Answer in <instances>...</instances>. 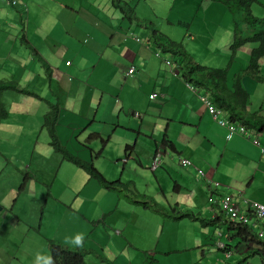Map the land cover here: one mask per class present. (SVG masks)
Listing matches in <instances>:
<instances>
[{
    "label": "crops",
    "instance_id": "obj_1",
    "mask_svg": "<svg viewBox=\"0 0 264 264\" xmlns=\"http://www.w3.org/2000/svg\"><path fill=\"white\" fill-rule=\"evenodd\" d=\"M113 1L0 0V80L43 98L4 93L10 116L0 124V177L29 180L0 186V264H37V257L44 264L49 240L83 246L86 264H264L256 236L264 222L250 216L252 240L229 229L221 207L226 195L243 211L244 199L264 205V130L229 135L199 98L209 94L185 79L182 58L162 51L153 33L182 43L204 66L226 47L229 79L247 68L256 44L239 48L230 66L234 20L218 0H124L139 22ZM260 71L264 78V58ZM241 82L248 112L264 118V80L244 74ZM49 102L60 105L61 144L107 181L125 183L127 197L52 149L43 126ZM158 152L162 164L151 170ZM172 210L191 216L176 219Z\"/></svg>",
    "mask_w": 264,
    "mask_h": 264
},
{
    "label": "trees",
    "instance_id": "obj_2",
    "mask_svg": "<svg viewBox=\"0 0 264 264\" xmlns=\"http://www.w3.org/2000/svg\"><path fill=\"white\" fill-rule=\"evenodd\" d=\"M222 3L233 15L234 20V39L231 44L232 59L239 48L248 42L255 43L256 46L251 50L248 66L244 71H241L229 79V66L226 68H211L194 62L190 54L186 51L182 43L173 42L168 38L159 39L156 32L153 33V38L161 46L162 51L171 53L175 57L182 58L184 64L180 67L183 71L185 79L196 86L203 88L211 97L213 103L220 109L229 113L233 120H240L248 128L256 130H264V118L256 114L248 112L249 94L242 85L241 79L244 74L255 77L257 80H264L260 77V60L264 58V18L257 17L252 12L253 4L259 3L258 0H218ZM115 6L119 8L124 16L129 20H136L134 7L130 6L124 0H114ZM160 42V43H159ZM47 67V66H46ZM231 80V81H230ZM229 81L231 84H229ZM6 91H14L21 94H28L43 98L32 90L21 87L16 81L0 80V124L6 121L10 112L4 101V93ZM49 111L44 116V128L47 129L50 136V145L52 149L59 153L63 160L79 167L88 175L89 179L98 181L101 185H106L109 190H126L127 185L121 181L109 182L97 170L94 164L90 161H85L68 150L67 147L61 144L57 133L56 124L59 115V103L49 102ZM98 138V135H92L91 139ZM131 149V146H127ZM176 219L190 217L187 212H174ZM231 221V220H230ZM229 229L238 231L244 237L249 236L252 240L254 235L246 224L233 223L229 224ZM82 246V244H81ZM50 260L51 264H86L85 255L87 250L69 249L61 245L59 242L49 240Z\"/></svg>",
    "mask_w": 264,
    "mask_h": 264
},
{
    "label": "built area",
    "instance_id": "obj_3",
    "mask_svg": "<svg viewBox=\"0 0 264 264\" xmlns=\"http://www.w3.org/2000/svg\"><path fill=\"white\" fill-rule=\"evenodd\" d=\"M4 1H7L12 5H16V3H17L16 0H4ZM165 63L171 69L174 68L172 66L170 60H166ZM133 72H134V69L131 68V69H129L128 74H132ZM187 87L191 90L195 89L194 86L191 85L190 83H187ZM156 95L157 94L152 95L151 98L153 99L154 97H156ZM199 98L206 105L207 110H208L209 114L213 117V119L215 121H217L219 125L225 127L228 130L229 135L238 134V135L244 136L246 138L252 137L251 131L249 130V128L247 126H245V124H243L242 122L240 124H238V123H235V122H233L227 118H224L222 116L224 111L222 109H220L219 107H217L207 95L201 94V95H199ZM253 142L255 144L259 145V141L256 137L253 139ZM161 164H162V154L160 152H158L155 155V157L151 163L150 169L155 170L158 167H160ZM180 164L183 167H190L192 165L191 161L188 159H181ZM210 201H213L212 198L210 199ZM221 203H222L221 204L222 210L226 213V215L229 217V219L233 223H239V224L241 223V224L248 225V223L250 221V216H252L257 221L264 222V205L257 202V201L244 199L243 205L247 208L246 211H243L241 209L240 205H238L234 201V199L232 198L231 195L224 196L222 198ZM257 238L264 243V228L260 229L257 232ZM219 247L224 250L226 257H229L231 255V252L227 251L225 246L220 244Z\"/></svg>",
    "mask_w": 264,
    "mask_h": 264
},
{
    "label": "rangeland",
    "instance_id": "obj_4",
    "mask_svg": "<svg viewBox=\"0 0 264 264\" xmlns=\"http://www.w3.org/2000/svg\"><path fill=\"white\" fill-rule=\"evenodd\" d=\"M264 4V0H259V4H253V6H252V11H253V14L255 15V16H259L260 18H263L264 17V5L263 6H261L260 4ZM223 5V4H222ZM11 11H12V13H15L16 11L14 10V9H12V8H9ZM24 19H25V17H24ZM19 20V19H18ZM199 49V48H198ZM227 49H228V47H227ZM224 52H226V47L225 48H223V53L221 52V53H219V56H218V59H217V61H215V62H210V63H206V64H208L207 66H211V67H213V68H218V67H223V68H225V66L227 65V63H228V59H224V57H222V54H224ZM200 55H197V53H196V55H195V58H198ZM200 64V63H199ZM42 143H40V145H41ZM51 146V145H50ZM52 147V146H51ZM72 164V163H71ZM77 167V166H76ZM79 168V167H78ZM80 169V168H79ZM33 170V169H32ZM82 170V169H81ZM83 171V170H82ZM83 173H85V171H83ZM27 174V173H26ZM26 174H23L22 176L20 175V173H18V174H16L17 175V179L13 182V181H10V182H7V180H12V178H10L9 177V175H7V176H5V178H6V182L4 181V179H3V177H0V186L1 185H17V186H19V185H25L27 182H28V180H29V176L28 175H26ZM31 176V175H30ZM39 176L41 177V178H44L45 180H50V178L53 176V175H51V177H49V175H45L44 173H41V174H39ZM46 176H48V177H46ZM56 185H60V180H58L57 182H56ZM106 189H108L107 188V186L106 185H103ZM0 189H1V187H0ZM109 190V189H108ZM113 190V189H112ZM115 191H118L119 193H120V196L121 197H123V198H125V197H127V195H126V193H124L123 191H121V190H115ZM142 198H143V196L142 195H140ZM148 198V197H147ZM216 253H218L217 251H216ZM180 256L178 255V258H179ZM182 257L184 258V255H182ZM88 259H91V255L90 256H88ZM184 260H185V258H184ZM97 260H93V262H96Z\"/></svg>",
    "mask_w": 264,
    "mask_h": 264
},
{
    "label": "clouds",
    "instance_id": "obj_5",
    "mask_svg": "<svg viewBox=\"0 0 264 264\" xmlns=\"http://www.w3.org/2000/svg\"><path fill=\"white\" fill-rule=\"evenodd\" d=\"M4 1V0H3ZM6 3H8V4H10L9 2H7V1H5ZM16 2L18 3V0H16ZM17 3H16V5H12V4H10V5H12V6H17ZM157 55L158 56H160L161 55V52L160 51H158V53H157ZM166 61V60H165ZM134 69V68H133ZM213 102V101H212ZM256 236H257V234H256ZM79 239H81V238H78L77 239V242H79ZM44 258L43 257H37V264H39V262L41 261V260H43ZM44 264H51V260H50V258L49 259H47V260H44Z\"/></svg>",
    "mask_w": 264,
    "mask_h": 264
}]
</instances>
